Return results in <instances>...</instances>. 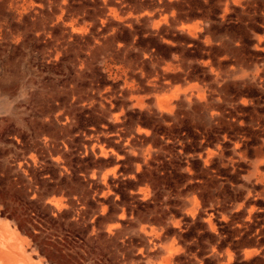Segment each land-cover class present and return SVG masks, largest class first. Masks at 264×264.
Masks as SVG:
<instances>
[{
    "label": "rangeland",
    "instance_id": "1",
    "mask_svg": "<svg viewBox=\"0 0 264 264\" xmlns=\"http://www.w3.org/2000/svg\"><path fill=\"white\" fill-rule=\"evenodd\" d=\"M12 231L27 264H264V0H0Z\"/></svg>",
    "mask_w": 264,
    "mask_h": 264
},
{
    "label": "bare ground",
    "instance_id": "2",
    "mask_svg": "<svg viewBox=\"0 0 264 264\" xmlns=\"http://www.w3.org/2000/svg\"><path fill=\"white\" fill-rule=\"evenodd\" d=\"M4 235L3 237H5ZM13 239L15 238L16 242V250L13 251V258L10 261L8 252L0 245V264H27L24 262L21 258V238L19 235L15 233V231H12L11 235H9ZM14 241V240H13ZM1 243V241H0ZM51 258V257H50ZM24 262V263H23Z\"/></svg>",
    "mask_w": 264,
    "mask_h": 264
},
{
    "label": "crops",
    "instance_id": "3",
    "mask_svg": "<svg viewBox=\"0 0 264 264\" xmlns=\"http://www.w3.org/2000/svg\"><path fill=\"white\" fill-rule=\"evenodd\" d=\"M42 255H43V257H42ZM35 256L37 257V259L36 260H40L41 258L43 259L44 258V260H46V258H49L50 259V257H51V254L49 253L48 255L47 254H44V252L43 253H41V255L39 256V255H37V254H35ZM35 260V259H34Z\"/></svg>",
    "mask_w": 264,
    "mask_h": 264
}]
</instances>
